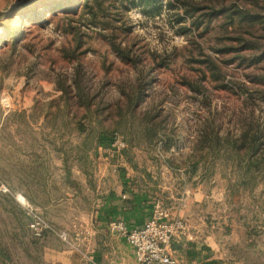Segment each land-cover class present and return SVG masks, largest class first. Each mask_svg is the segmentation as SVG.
Instances as JSON below:
<instances>
[{
    "label": "rangeland",
    "instance_id": "374dc122",
    "mask_svg": "<svg viewBox=\"0 0 264 264\" xmlns=\"http://www.w3.org/2000/svg\"><path fill=\"white\" fill-rule=\"evenodd\" d=\"M67 1L0 0V264L90 249L73 210L42 208V187L50 171H94L101 154L168 182L171 166L178 188L189 171L211 205L215 256L264 264V0H92L94 15L70 0L75 12H50ZM96 125L113 137L101 150ZM172 217L187 219L176 238L198 235Z\"/></svg>",
    "mask_w": 264,
    "mask_h": 264
},
{
    "label": "crops",
    "instance_id": "0c3cea01",
    "mask_svg": "<svg viewBox=\"0 0 264 264\" xmlns=\"http://www.w3.org/2000/svg\"><path fill=\"white\" fill-rule=\"evenodd\" d=\"M78 129L88 131L89 127L79 124ZM96 129L101 150L113 137L108 132L102 133L106 130L103 125H96ZM98 161L94 171L84 167L76 172L61 168L44 175L42 189L46 197L41 201L42 208L73 210V218L78 220L75 224L89 232L90 249L80 252L59 249L54 253L63 258V264H137L134 247L113 231L110 224L119 220L128 229L141 227L152 216L156 203H163L172 215L188 216L194 233L198 234L174 239L177 264H224L213 252L211 243L215 239L205 233L211 221L209 199L202 186L189 182V171L181 182L185 186L178 188L173 186L177 181L172 179L176 172L171 166H168V182L159 171L143 169L141 164L136 169L131 162L115 155L101 154ZM20 193L33 202L29 192H17V195Z\"/></svg>",
    "mask_w": 264,
    "mask_h": 264
},
{
    "label": "built area",
    "instance_id": "2783aa9c",
    "mask_svg": "<svg viewBox=\"0 0 264 264\" xmlns=\"http://www.w3.org/2000/svg\"><path fill=\"white\" fill-rule=\"evenodd\" d=\"M110 227L134 247L137 264H177L173 241L186 233L187 219L172 217L170 210L156 203L152 216L141 227L128 229L122 221H112Z\"/></svg>",
    "mask_w": 264,
    "mask_h": 264
},
{
    "label": "trees",
    "instance_id": "16d2710c",
    "mask_svg": "<svg viewBox=\"0 0 264 264\" xmlns=\"http://www.w3.org/2000/svg\"><path fill=\"white\" fill-rule=\"evenodd\" d=\"M91 1L92 0H83L82 3H84V4H82V3L81 4L83 6H85L89 10V12H91V14L94 15V5H93V3ZM94 1L97 3L98 7L101 8L100 1L99 0H94ZM68 3L71 4V7H74V8H71L74 12L76 10H78L79 5H76V4L74 5V4H72V1L69 0V1H67L65 3L61 2V3H59V5L50 8V12L55 13V12L59 11L60 9H65V7L67 5H69ZM46 21H47L46 18H43V19H40V20H37V19H33L32 20V22L38 23L39 25H45ZM24 27H25V24L22 26V29H21L20 32H22V30H24ZM14 30H16V28Z\"/></svg>",
    "mask_w": 264,
    "mask_h": 264
}]
</instances>
